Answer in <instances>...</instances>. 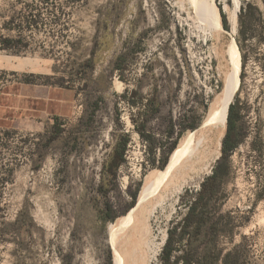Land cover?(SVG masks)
Returning <instances> with one entry per match:
<instances>
[{"label": "rangeland", "instance_id": "1", "mask_svg": "<svg viewBox=\"0 0 264 264\" xmlns=\"http://www.w3.org/2000/svg\"><path fill=\"white\" fill-rule=\"evenodd\" d=\"M216 1L220 39L206 38L186 0H0V264H114L110 223L202 125L225 82L238 30ZM246 3L254 35L232 103L243 139L223 155L226 129L209 126L194 166L137 214L150 264L219 162L216 264H264V0ZM127 135L117 175L103 173Z\"/></svg>", "mask_w": 264, "mask_h": 264}, {"label": "bare ground", "instance_id": "2", "mask_svg": "<svg viewBox=\"0 0 264 264\" xmlns=\"http://www.w3.org/2000/svg\"><path fill=\"white\" fill-rule=\"evenodd\" d=\"M186 1L190 13L195 14L197 18L200 17L202 31L206 34V38L209 36L220 39L222 31L225 29L218 2L216 0ZM231 1V4L227 0L224 1L223 11L228 15V22L233 33L238 30L239 10L242 6V0ZM227 54L230 62L225 82L213 99L208 116H206L202 125L180 139L165 168L160 169L154 175L146 177L143 188L139 191L136 205L125 215L110 223L109 241L113 247L114 264H150V259L142 255L140 235L137 233L138 228L134 225L137 214L145 210L147 203L155 197L159 189L169 179L194 166L205 144L203 133L208 130L209 126L215 125L220 135L224 133L226 126H228L229 107L234 101L241 78L242 53L236 39L229 43ZM197 132L201 133L199 137H196ZM165 239L166 237H164Z\"/></svg>", "mask_w": 264, "mask_h": 264}, {"label": "trees", "instance_id": "3", "mask_svg": "<svg viewBox=\"0 0 264 264\" xmlns=\"http://www.w3.org/2000/svg\"><path fill=\"white\" fill-rule=\"evenodd\" d=\"M239 10V27L236 41L243 51V46L254 35V27L250 19H255V7L251 3H246ZM245 54V53H244ZM98 102V101H97ZM95 102L90 113L91 120L96 115L98 104ZM228 126L223 137V155H227L238 147L243 139V114L237 109L236 104L230 105L228 114ZM57 120H62L57 118ZM194 123L191 128H196ZM129 135L126 136L123 144H118L112 150L110 158L104 163L103 173L109 172L113 177L117 175L119 167L122 166L125 156V146ZM175 147H173L174 149ZM169 158L164 161L163 168L166 167ZM223 166L217 163L213 174L202 184V190L197 194L195 200L191 203L189 211L180 224L170 229L165 245L160 254V264H216L220 252L216 247V239L222 231L221 215H216L219 208L213 204L215 191L221 181V171ZM134 205V204H133ZM132 205V206H133ZM187 240V249L177 244V242ZM207 245L200 248L201 243ZM198 255V256H197Z\"/></svg>", "mask_w": 264, "mask_h": 264}, {"label": "crops", "instance_id": "4", "mask_svg": "<svg viewBox=\"0 0 264 264\" xmlns=\"http://www.w3.org/2000/svg\"><path fill=\"white\" fill-rule=\"evenodd\" d=\"M59 101H68L67 99H65V98H57ZM57 118H61V117H56V119Z\"/></svg>", "mask_w": 264, "mask_h": 264}]
</instances>
